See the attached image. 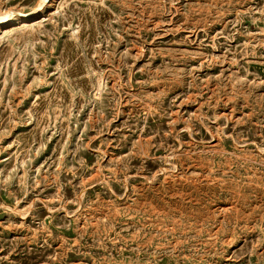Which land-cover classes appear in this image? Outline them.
<instances>
[{
    "label": "rangeland",
    "instance_id": "obj_1",
    "mask_svg": "<svg viewBox=\"0 0 264 264\" xmlns=\"http://www.w3.org/2000/svg\"><path fill=\"white\" fill-rule=\"evenodd\" d=\"M42 2L0 0V264H264V0Z\"/></svg>",
    "mask_w": 264,
    "mask_h": 264
},
{
    "label": "bare ground",
    "instance_id": "obj_2",
    "mask_svg": "<svg viewBox=\"0 0 264 264\" xmlns=\"http://www.w3.org/2000/svg\"><path fill=\"white\" fill-rule=\"evenodd\" d=\"M42 1H43L42 3H45V2H49L51 0H42ZM33 17H35L34 14H27V13H19L17 15H13L12 17L4 16V17H2V21L4 23L1 24V26L5 25V24L9 25V24H13V23H23V22H27V21H29Z\"/></svg>",
    "mask_w": 264,
    "mask_h": 264
}]
</instances>
